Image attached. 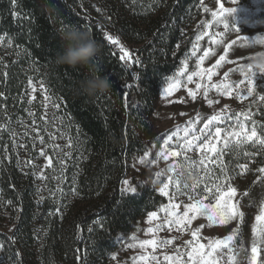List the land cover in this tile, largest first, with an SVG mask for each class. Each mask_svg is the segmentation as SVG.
Wrapping results in <instances>:
<instances>
[{"label": "trees", "instance_id": "1", "mask_svg": "<svg viewBox=\"0 0 264 264\" xmlns=\"http://www.w3.org/2000/svg\"><path fill=\"white\" fill-rule=\"evenodd\" d=\"M201 2L0 0V55H5L0 59V102L20 95L30 78L37 81L59 104L73 154L61 207L34 202L31 187L21 184L13 168L0 164V195L16 210L13 233H0L9 264H111L121 240L166 204L155 186L128 194L122 182L130 160L150 145L158 92L197 36ZM73 26L88 31L99 45L89 67L55 63L65 47L59 33ZM105 34L137 48L132 64L120 59ZM93 72L109 76V93L88 97L78 92L77 82ZM255 130L264 139L262 129ZM237 153L229 146L223 153L226 163ZM244 159L238 166L247 164ZM257 264H264V253Z\"/></svg>", "mask_w": 264, "mask_h": 264}, {"label": "rangeland", "instance_id": "2", "mask_svg": "<svg viewBox=\"0 0 264 264\" xmlns=\"http://www.w3.org/2000/svg\"><path fill=\"white\" fill-rule=\"evenodd\" d=\"M214 13L216 15H213ZM200 14L201 17L195 25L196 38L175 72L158 92L151 118V131L147 135L150 145L141 155L130 160L122 182V190L128 194H136L143 187L155 186L158 194L167 202L155 210V220L149 221V213L121 240L123 244L113 254L111 264H170L164 260V256H175L177 249L182 253L190 251L186 242L192 240L191 233L197 228L200 229V242L205 244L206 251L209 250L210 241L216 245L210 257L214 259L215 264H252L253 243H257L258 247L256 264L264 253V246L258 244L262 225L256 220L257 215L264 214V173L259 171L264 167V145L252 141L239 143L235 136L228 135L241 131L239 125H243V131L248 134L253 128H261L264 133V72L251 69L255 72V75H252L249 71L250 57L258 51H264L257 43L264 40V0H202ZM193 45L197 46L195 54ZM123 46L131 56L137 49L130 45ZM117 48L119 49L118 46ZM205 51L209 54L204 58L203 64H200V58ZM222 55L225 60L217 66L216 61ZM4 57L5 55H0V59ZM7 59L8 57L5 58V63ZM122 61L132 64L131 58L127 62ZM201 68L205 70L203 78L194 77L193 81L189 82L188 75L200 71ZM208 69H212L211 80L208 79ZM225 73L228 75L225 76ZM173 81L177 82L176 89L170 95H165L164 89ZM197 83L201 84L199 90L196 88ZM213 84L218 87H212ZM33 88L36 89L34 93ZM189 92L195 93V98ZM228 92L231 94H227ZM45 95L47 94L40 84L30 78L20 95L10 100L2 98L0 164L13 168L21 184L31 187L34 202H48L49 208H53L61 207L67 198V172L69 167L72 168L73 154L68 129L58 108L54 106L55 102L52 99L45 100ZM209 100L212 101L211 104L208 103ZM213 115L221 119L214 121L211 128L219 126L222 129V138L213 140V137L209 136L208 140H204L207 132L203 125ZM36 128L41 130L39 135L47 142L45 145L40 144ZM185 131L199 137V140H192L193 145L201 141L204 144L213 141L215 151L209 154L210 163L202 167L185 165V155L192 160L203 158L199 148L183 152ZM50 135L52 139H49ZM224 138L229 141L227 147ZM188 139H192V135ZM258 139H262L259 134L254 140ZM229 146H234L238 153L232 162L226 163L223 153ZM42 147L52 157L56 167H47L46 159L40 156ZM173 152L180 154L171 155ZM204 152L207 153V148ZM217 154H220V159L213 160ZM254 155L258 156L255 161ZM243 158L248 160L247 169L238 166V161ZM177 164L180 167H176ZM221 164L226 166L229 182L236 188L232 202L243 213V218L221 223L219 219L213 222L209 221L206 215H197L183 231L178 230L176 225L165 223L166 210L172 204H180L176 211L182 215L186 204L193 202L190 196L201 199L212 197V192L206 191L205 185L214 190L217 183H222ZM41 173H44V179L40 178ZM218 176L220 180L216 179ZM169 177L172 181L178 180L179 186L169 182ZM125 180L128 184L124 183ZM165 183H169V195L160 191ZM129 185L137 191H126ZM15 213L14 207L0 195V233H13L16 225ZM158 224L162 227L157 230ZM149 227L154 229L152 233L147 231ZM39 229L40 227L34 232L37 238L41 235ZM229 236L233 237L231 241L227 239ZM144 240H171L172 243L166 246L158 244L155 248L152 245L141 247L140 242ZM7 252L6 248L0 246V264L10 263ZM153 256L156 260L152 259Z\"/></svg>", "mask_w": 264, "mask_h": 264}, {"label": "snow or ice", "instance_id": "3", "mask_svg": "<svg viewBox=\"0 0 264 264\" xmlns=\"http://www.w3.org/2000/svg\"><path fill=\"white\" fill-rule=\"evenodd\" d=\"M13 3H15V0H13ZM207 11V9H206ZM213 15H216L215 13ZM225 27L227 28L228 26L225 25ZM104 39L114 45V46H118L119 47V51L121 53L120 59L121 60H125L127 62L128 59L131 58V54L130 52L121 44V42L114 38L112 35H108L105 34L104 35ZM197 39H200V37H197ZM247 39V38H244ZM197 50V46L193 45V54H195ZM208 52L205 51L203 56L200 58L199 63L203 64L204 62V58L208 56ZM225 60V56H220L219 60L216 61V65L218 66L221 61ZM136 63H139V61H136ZM199 66V65H198ZM185 66V70H186ZM204 69L201 68L200 71H194L191 75H188L187 79L189 82H192L194 77H200L201 79L203 78V73H204ZM209 73L208 79L211 80V74H212V69H208L207 70ZM241 71H243V69H241ZM249 71L251 72L252 75H255V72L251 71V68L249 69ZM228 74L225 73V76H227ZM177 87V82L173 81L171 83H169L168 87L164 89L165 95H170ZM212 87H218L217 85L213 84ZM196 88L197 90H199L201 88V84L197 83L196 84ZM33 93L36 91L35 88L32 89ZM190 95L193 96V98H195V93L193 92H189ZM227 94H231L230 92H228ZM205 95H207V92H205ZM34 98V97H33ZM50 97L45 95V100H49ZM209 104L212 103L211 100L208 101ZM55 107H59V104H54ZM45 118L46 117H42ZM55 119V116L53 117V120ZM221 118L218 117L217 115H213L211 117V119L207 120L206 123H204L203 125V129L207 132V135L204 136V140H208L209 136L213 137V140H217L218 138H222V129L217 126L214 129L211 128V126L213 125V122L216 121L218 122ZM35 123V121H34ZM239 127L241 128V131H237V132H232V133H228V135L230 136H235L238 140L239 143H244L245 141H252V142H258L261 145H264V139H258V140H254V138H257V131L255 130V128H253L250 131V134H248V132L243 131V125H239ZM37 132V138H39V142L41 145H45L47 142L44 140V138L42 136L39 135L40 133V129L36 128L35 129ZM197 131H199V129H197ZM192 135V139H188V137ZM184 140L182 141L184 147H183V152L187 153L189 150H192L194 148H199L203 158L202 159H198V160H192L189 159L187 157V155H185V165L188 167H196V166H205L206 164L210 163V159H209V154L215 151V147L213 146V141H208V144H204L203 141H201L199 144L193 145L192 140L196 139L199 140V137L194 136L193 134L185 131L184 133ZM49 139H52L51 135L49 136ZM171 139V137H170ZM224 143H225V147L228 146L229 141L224 138ZM177 147H180L179 145H177ZM207 148V153L204 152V149ZM180 153L178 152H173L171 153V155H179ZM40 156L44 157L47 161V167H52L53 165V159L52 157L49 155L48 152H46L43 147L41 148L40 151ZM165 159H167V156H165ZM213 160H219L220 159V154H217L215 157L212 158ZM28 163L30 164L31 161H28ZM58 163H60V161H58ZM176 167H180V165H176ZM239 167L241 169H247V165L246 164H240ZM175 170V168L173 169ZM206 171V169H205ZM259 171L261 173H264V167L260 168ZM220 172H221V176H223V181L222 183H217L215 186V189H210L207 188V185H205V190L212 192V197H204L203 199L201 198H197V197H192L190 196V200H192L193 202L187 203L186 206L184 207L183 213L178 214V212L176 211L178 208H180V204L179 203H175L172 204L171 207L169 209H167V215L164 217V221L165 223L169 224V225H176L177 229L180 231H183L185 228H187L188 225L191 224V221L194 220L196 218L197 215H206L207 219L209 221H215L216 219H219L221 223L226 222L227 220H234V219H242L243 218V213L239 211L238 207L232 202L234 195L236 193V188L232 187L229 180V174L226 171V166L221 164V168H220ZM157 175H159V173H157ZM41 179H44V173H41L40 175ZM169 182L171 183H175L177 186H179L180 182L177 181H172V178L169 177ZM217 180H220V177H216ZM215 181H213L214 183ZM125 184H128V181L125 180L124 181ZM223 185V186H222ZM169 187V183H165L163 185V187L160 189L161 193L164 195H169V193L167 192V189ZM187 187V186H185ZM195 187V186H193ZM126 191L131 192V193H135L137 191V189L135 187H132L131 185H129V187L126 189ZM181 195H183V193H180ZM205 200H207V203H205ZM214 201V202H213ZM157 218V213L155 211L151 212L150 216H149V221H153ZM256 220L258 222L261 223L262 227L259 230V240H258V244L261 246H264V214L261 215H257L256 216ZM162 225H157L156 229L158 230L159 228H161ZM89 232H91V229H88ZM147 231L149 233H152L154 231V229L152 227H149L147 229ZM199 232L200 229L197 228L196 230L192 231L191 235H192V240L186 242L187 243V247L190 248V251H185V252H181L179 249L176 250V254L175 256H168L165 255L164 256V260L165 261H169L170 264H215L214 259H210V257H212V252L215 250L216 245L213 244L211 241L208 244V251L205 250V244L200 242V237H199ZM253 232H256V229H253ZM228 241H231L233 239L232 236H229ZM172 241L171 240H167V241H159L157 242L156 240H144L142 242H140V246L144 247L146 245H152L153 248H155L158 244L160 246H166L168 244H171ZM219 243V242H216ZM129 247H132V245H129ZM257 253H258V247H257V243H253V246L251 248V260H252V264H256L257 261ZM143 259V258H142ZM153 260H156V257L153 256L152 258Z\"/></svg>", "mask_w": 264, "mask_h": 264}, {"label": "clouds", "instance_id": "4", "mask_svg": "<svg viewBox=\"0 0 264 264\" xmlns=\"http://www.w3.org/2000/svg\"><path fill=\"white\" fill-rule=\"evenodd\" d=\"M65 47L58 53L55 63L58 66L76 68L77 66L89 67L99 52V45L92 35L77 27H67L59 33ZM264 48V40L257 41ZM249 67L254 71L264 72V51H258L250 57ZM113 88L108 75L91 73L77 82L79 93L88 97L102 96Z\"/></svg>", "mask_w": 264, "mask_h": 264}]
</instances>
